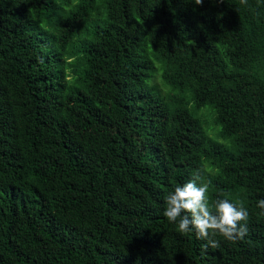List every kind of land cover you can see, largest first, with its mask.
<instances>
[{
    "label": "trees",
    "instance_id": "16d2710c",
    "mask_svg": "<svg viewBox=\"0 0 264 264\" xmlns=\"http://www.w3.org/2000/svg\"><path fill=\"white\" fill-rule=\"evenodd\" d=\"M197 172L242 241L163 216ZM260 199L264 0H0V264H264Z\"/></svg>",
    "mask_w": 264,
    "mask_h": 264
},
{
    "label": "clouds",
    "instance_id": "9594fccd",
    "mask_svg": "<svg viewBox=\"0 0 264 264\" xmlns=\"http://www.w3.org/2000/svg\"><path fill=\"white\" fill-rule=\"evenodd\" d=\"M195 5H202L203 0H194ZM43 63V57L38 58ZM199 182V183H198ZM209 184L201 181L199 172L183 185H177L173 192L164 197L163 216L169 223L177 225L182 234L194 232L198 239L206 241L204 248L220 247L215 239L218 234L227 241H242L247 235L249 212L242 202H230L229 199H217L215 211L210 210L208 193ZM257 207L264 214V199L257 202Z\"/></svg>",
    "mask_w": 264,
    "mask_h": 264
}]
</instances>
